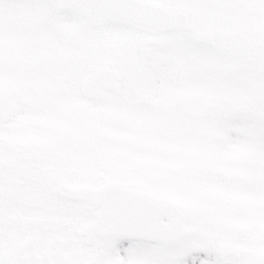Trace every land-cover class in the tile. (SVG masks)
<instances>
[{
    "label": "snow or ice",
    "instance_id": "6c2138e0",
    "mask_svg": "<svg viewBox=\"0 0 264 264\" xmlns=\"http://www.w3.org/2000/svg\"><path fill=\"white\" fill-rule=\"evenodd\" d=\"M0 264H264V0H0Z\"/></svg>",
    "mask_w": 264,
    "mask_h": 264
}]
</instances>
